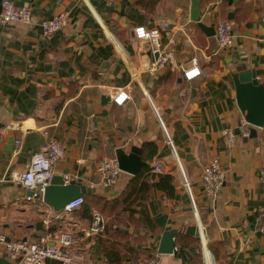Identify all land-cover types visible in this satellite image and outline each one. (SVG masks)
<instances>
[{
    "label": "crops",
    "instance_id": "crops-1",
    "mask_svg": "<svg viewBox=\"0 0 264 264\" xmlns=\"http://www.w3.org/2000/svg\"><path fill=\"white\" fill-rule=\"evenodd\" d=\"M12 1L28 6L32 19L0 22V177L23 171L53 138L64 153L52 174L91 190L80 195L81 206L64 213L43 200H25L26 189L1 181L6 241L41 244L44 238L101 264H144L151 257L159 264H207L205 252L211 264H264V223H257L264 221V126L245 138L250 125L233 81L237 71L252 69L264 83V0ZM61 11L68 12L67 24L46 38L41 21ZM224 20L232 24L233 45L208 54L207 34L215 36ZM141 25L160 30L162 45L167 31L176 39L173 64L154 74L147 68L157 53L134 36ZM192 57L201 75L185 81L180 69ZM117 88L129 95L122 105L111 100ZM226 128L240 129L231 147ZM133 146L150 167L149 192L128 206L120 196L134 175L121 170L105 186L97 167ZM213 158L224 181L212 200L203 193L201 174ZM160 175L170 176L163 182L171 192L160 187ZM92 212L105 219V230L88 235ZM189 225H196L198 236L184 233ZM169 229L179 231L177 250L161 254L158 244ZM63 233L71 236L68 247L59 243ZM0 257L14 264L1 242ZM42 264L61 263L47 258Z\"/></svg>",
    "mask_w": 264,
    "mask_h": 264
},
{
    "label": "built area",
    "instance_id": "built-area-1",
    "mask_svg": "<svg viewBox=\"0 0 264 264\" xmlns=\"http://www.w3.org/2000/svg\"><path fill=\"white\" fill-rule=\"evenodd\" d=\"M32 19L31 9L26 6H17L12 0H0V22H21L29 23ZM68 21V12L61 11L50 19L41 21L43 34L46 38H51L54 34L59 32ZM214 35L217 39L218 45L221 48H227L233 45L234 33L232 31V24L228 20H224L216 24L214 28ZM134 36L140 40H145L151 45L152 52L157 53L156 58L150 62L147 72L154 74L159 68L166 64H173L174 61V46L176 39L174 35L167 31V41L164 45L161 44L160 30L157 28H146L145 26H136L134 28ZM181 77L185 81H191L201 75V67L197 57L190 59V64L187 67H181ZM129 95L123 88H117L111 95V100L117 105H122ZM249 131L243 132L247 136ZM223 136L226 139V144L231 147L235 143L236 133L231 128L223 130ZM168 144H172L171 138L167 140ZM15 151L19 149L20 140H14ZM64 150L59 143L50 138L39 147V150L33 154L30 162L23 171L12 172L8 177L4 175L0 177L1 181H10L20 185L27 190L25 200L35 201L43 200V194L46 187L50 184L52 179V166L63 156ZM97 170L102 176V184L110 186L114 184L121 173L118 161L116 158L101 160L98 164ZM155 172L161 171V165L156 163L154 166ZM260 179L264 181V171L259 173ZM66 178V182H68ZM224 181V170L217 158H213L206 166H204L201 174V184L203 193L206 197L213 200L218 190ZM184 185L189 188V182L185 180ZM84 202L82 196L75 197L63 205L61 210L64 213H70L74 209L81 206ZM105 219L97 212H92L91 221L86 233L88 235L98 234L104 229ZM261 230H264L261 227ZM59 243L61 246L68 247L72 244L70 234H60ZM0 242L4 245V249L9 259L14 261V264H42L45 259L53 258L61 264H101L98 261L90 260L85 256L72 253L69 249H63L56 245L46 244L44 238L43 243H36L29 241L26 238L6 241L4 235L0 234ZM177 247L173 248V251ZM207 264H211V260L207 252H205ZM144 264H159L156 257L149 258Z\"/></svg>",
    "mask_w": 264,
    "mask_h": 264
},
{
    "label": "water",
    "instance_id": "water-1",
    "mask_svg": "<svg viewBox=\"0 0 264 264\" xmlns=\"http://www.w3.org/2000/svg\"><path fill=\"white\" fill-rule=\"evenodd\" d=\"M207 35H212L208 40V54L216 51L218 42L212 32ZM233 81L236 88V102L240 111L244 114V121L250 125L248 128L249 134L245 138L256 136V127L264 126V83L257 79L255 70H239L233 75ZM103 103L109 101L108 96H102ZM236 134L240 133L237 128ZM116 159L122 171L135 175L144 165L140 157L139 148L133 146L130 152L126 153L122 149L116 151ZM91 189L86 188L74 181L64 183L61 176L52 175L50 184L46 187L43 194V201L55 209H61L69 200L82 195L85 191ZM179 233L176 229H169L163 232L159 244L158 252L167 254L173 252L174 237ZM184 233L186 235L198 236V228L196 225L186 227ZM0 264H10V262L0 257Z\"/></svg>",
    "mask_w": 264,
    "mask_h": 264
},
{
    "label": "trees",
    "instance_id": "trees-1",
    "mask_svg": "<svg viewBox=\"0 0 264 264\" xmlns=\"http://www.w3.org/2000/svg\"><path fill=\"white\" fill-rule=\"evenodd\" d=\"M150 167L146 164L143 165L142 169L133 176V180L130 181L129 185L126 189L122 192L121 196L124 199V202L128 203V206L133 205L134 201L138 199H145L148 192H149V172ZM160 178L162 181H160L159 185L160 187L166 189L167 192H171L172 188L169 185L168 187L165 186L163 180L170 181V176L160 175ZM258 225H262L264 221L261 219ZM105 230V228H104ZM103 250H106V244L102 242Z\"/></svg>",
    "mask_w": 264,
    "mask_h": 264
}]
</instances>
